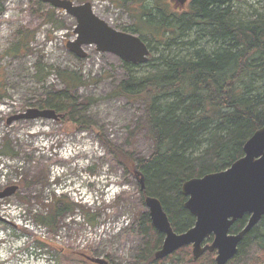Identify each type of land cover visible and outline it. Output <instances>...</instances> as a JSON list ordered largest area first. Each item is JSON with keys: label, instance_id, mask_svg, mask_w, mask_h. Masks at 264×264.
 Masks as SVG:
<instances>
[{"label": "rangeland", "instance_id": "rangeland-1", "mask_svg": "<svg viewBox=\"0 0 264 264\" xmlns=\"http://www.w3.org/2000/svg\"><path fill=\"white\" fill-rule=\"evenodd\" d=\"M73 1L91 2L99 17L126 32L145 24L141 8H149L152 3ZM166 1L175 7L173 0ZM52 7L42 0H0V190L19 187L13 195L0 199V216L5 219L0 220V264H95L86 256L103 258L109 264H139L137 255L143 238L132 229L148 208L141 203L139 179L117 161L110 147L132 152L137 159L150 155L153 144L142 127L143 103L112 96L115 80L129 77L123 59L100 52L95 45L85 47V58L78 57L67 47L77 36V20L56 7L55 17L48 18L46 14ZM233 9L238 16L252 18L264 14V0L236 1ZM198 29L181 41L198 39ZM21 38L28 41L27 49L22 54H10L8 49ZM145 39L151 46L150 58L189 56L195 49L165 47L151 33L145 34ZM208 45L207 39H199L196 48L209 50ZM40 62L50 71L42 81L36 76ZM161 62L150 60L133 66L132 74L146 75ZM58 70L73 72L85 82L74 91L72 119L67 121L59 112L62 116L58 120L19 119L9 123V118L29 108H49L41 107L42 98L65 87ZM57 198L64 201L56 204ZM64 203L65 208L69 204L73 209L55 217L54 210L63 208ZM76 214L93 224L125 221L127 216L131 225L125 222L126 227L120 231L113 225L110 229L114 231L106 238L82 246L78 238L84 222ZM41 217L52 221L47 225V238L30 233L20 224L21 218L42 223L38 220ZM63 226L70 233L67 240L56 237ZM255 254L244 264L264 260V252ZM162 264L175 263L166 260Z\"/></svg>", "mask_w": 264, "mask_h": 264}, {"label": "trees", "instance_id": "trees-1", "mask_svg": "<svg viewBox=\"0 0 264 264\" xmlns=\"http://www.w3.org/2000/svg\"><path fill=\"white\" fill-rule=\"evenodd\" d=\"M151 1L149 8L140 7L145 24L132 28V32L146 42L145 34L151 33L168 48L195 49L189 56L149 58L162 62L143 76L132 74V67L142 64L123 60L129 77L115 80L112 96L143 103L142 127L153 148L148 157L139 159L115 146L110 149L130 173L137 176L140 172L145 177L141 203L145 204L148 195L158 197L174 229L184 232L193 226L195 217L184 206L187 196L182 191L183 183L229 168L244 155L248 139L264 125V14L238 16L233 7L240 0H188L184 5L173 0L175 7L166 0ZM56 10L52 7L46 16L54 18ZM143 27L147 29L141 30ZM196 29L200 32L198 39L181 41ZM199 39H207L210 49L196 48ZM27 47L28 41L21 38L8 52L22 54ZM58 73L65 87L49 92L42 98L41 107L63 112L69 121L76 107L74 91L85 82L68 70ZM48 75L50 71L38 63V80ZM62 200L57 198L56 204ZM71 209L64 203L53 215L59 217ZM38 220L52 225L48 217ZM248 220L247 214L231 231L239 232ZM137 224L132 230L143 238L137 255L139 264H162L166 260L175 264L215 263V253L211 252L195 260L191 246L157 260L155 253L162 247L164 234L153 226L149 211L138 216ZM260 251L264 252V216L245 235L229 264H244Z\"/></svg>", "mask_w": 264, "mask_h": 264}, {"label": "water", "instance_id": "water-1", "mask_svg": "<svg viewBox=\"0 0 264 264\" xmlns=\"http://www.w3.org/2000/svg\"><path fill=\"white\" fill-rule=\"evenodd\" d=\"M65 11L77 20L74 29L77 37L67 47L78 57L87 56L86 46L95 45L100 52H109L125 61L145 64L151 50L138 34L120 31L99 17L91 2L77 4L73 0H42ZM184 5L187 0H177ZM2 13H0V18ZM62 116L54 108L32 107L24 113L8 119L11 123L19 119L47 118L58 120ZM141 190L146 189L145 177L138 172ZM17 185L0 191V199L13 195ZM187 196L186 209L195 216L193 227L176 232L162 201L148 195L145 204L154 226L164 234L162 247L156 251L157 260L167 258L180 248L193 245L194 259L205 251L217 250L216 264H226L238 252L243 237L264 216V125L257 129L244 145V155L229 168L191 178L182 185ZM246 214L250 215L247 225L238 233H230L232 226ZM0 220H5L0 216ZM213 235L211 243H205ZM97 264H109L103 258L86 256ZM264 264V263H263Z\"/></svg>", "mask_w": 264, "mask_h": 264}, {"label": "built area", "instance_id": "built-area-1", "mask_svg": "<svg viewBox=\"0 0 264 264\" xmlns=\"http://www.w3.org/2000/svg\"><path fill=\"white\" fill-rule=\"evenodd\" d=\"M78 216H80L79 218L84 222V226L80 232L79 241L83 242L82 246H85L88 242L89 243H97L100 242L102 239L106 238L108 236V234L111 231L114 230H122L124 227H126V225L131 224V220L125 216V221L122 220H108V221H101L99 223L93 224L91 222H89L85 216H83L84 218H81L82 215L81 214H76ZM119 219V218H118ZM20 224L27 230H29L30 233L33 234V232H36L37 234H40L41 236H43V238H47L50 234L48 227L45 224L42 223H38L36 222L33 218H29L26 221H23L24 219H20ZM70 216L68 221H70ZM130 220V222H129ZM67 221V219H66ZM126 222V225H125ZM115 225L117 226L116 229L111 230L110 228ZM124 226V227H123ZM123 227V228H122ZM70 233H67L66 231V226H63L59 232L56 234L57 238L60 239H64L67 240V237L69 236Z\"/></svg>", "mask_w": 264, "mask_h": 264}, {"label": "flooded vegetation", "instance_id": "flooded-vegetation-1", "mask_svg": "<svg viewBox=\"0 0 264 264\" xmlns=\"http://www.w3.org/2000/svg\"><path fill=\"white\" fill-rule=\"evenodd\" d=\"M246 215H247V214H246ZM248 215H249V214H248ZM194 217H195V216H194ZM249 218H250V215H249ZM241 219H242V218H241ZM238 220H240V219H238ZM238 220H237V221H238ZM195 221H196V218H195ZM237 221H236V222H237ZM248 221H249V220H248ZM236 222H235V223H236ZM194 224H195V222H194ZM194 224H193V226H194ZM246 225H247V224H246ZM193 226H192V227H193ZM232 227H233V226H232ZM253 228H254V227H253ZM253 228H252V229H253ZM189 229H190V228H189ZM231 229H232V228H231ZM252 229H251V230H252ZM240 231H241V230H240ZM240 231H239V232H240ZM230 233H238V232H232V231H230ZM244 237H245V236H244ZM244 237H243V238H244ZM213 238H214V236L211 235V236L206 240L205 243H211V242L213 241ZM242 240H243V239H242ZM242 240H241V241H242ZM163 242H164V240H163ZM240 243H241V242H240ZM188 246H191V248H192V253H193V245H188ZM182 248H183V247H182ZM180 249H181V248H180ZM238 250H239V246H238ZM208 252H210V251H205L200 257H202L204 254H206V253H208ZM211 253H215V263H214V264H216L217 250H215V251H213V252H211ZM237 253H238V252H237ZM237 253L235 254V256L237 255ZM235 256H234V257H235ZM193 257H194V255H193ZM200 257H199V258H200ZM234 257L231 258L226 264H229V263L234 259ZM199 258H198V259H199ZM263 263H264V260L261 261L259 264H263ZM241 264H243V263H241Z\"/></svg>", "mask_w": 264, "mask_h": 264}, {"label": "bare ground", "instance_id": "bare-ground-1", "mask_svg": "<svg viewBox=\"0 0 264 264\" xmlns=\"http://www.w3.org/2000/svg\"><path fill=\"white\" fill-rule=\"evenodd\" d=\"M151 222H152V220H151ZM152 224H153V222H152ZM153 226H154V224H153ZM155 227V226H154ZM156 228V227H155ZM174 228V227H173ZM157 229V228H156ZM158 230V229H157ZM175 230V229H174ZM176 231V230H175ZM177 232V231H176ZM163 234V233H162ZM173 254V253H172ZM169 256H171V254L170 255H168V257Z\"/></svg>", "mask_w": 264, "mask_h": 264}]
</instances>
